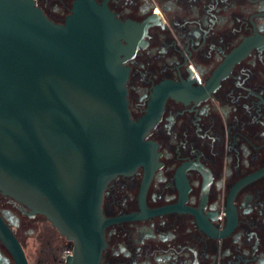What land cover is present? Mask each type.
Wrapping results in <instances>:
<instances>
[{"label":"flooded vegetation","instance_id":"obj_1","mask_svg":"<svg viewBox=\"0 0 264 264\" xmlns=\"http://www.w3.org/2000/svg\"><path fill=\"white\" fill-rule=\"evenodd\" d=\"M91 1L122 25L127 108L151 143L103 189L98 264H264V0ZM34 2L64 24L77 0ZM0 218L28 264L72 250L1 191ZM0 264H17L1 238Z\"/></svg>","mask_w":264,"mask_h":264},{"label":"water","instance_id":"obj_2","mask_svg":"<svg viewBox=\"0 0 264 264\" xmlns=\"http://www.w3.org/2000/svg\"><path fill=\"white\" fill-rule=\"evenodd\" d=\"M64 24L34 0H0V191L73 242L62 264H98L102 192L145 160V118L129 116L121 23L77 0ZM17 264L24 252L0 218Z\"/></svg>","mask_w":264,"mask_h":264},{"label":"built area","instance_id":"obj_3","mask_svg":"<svg viewBox=\"0 0 264 264\" xmlns=\"http://www.w3.org/2000/svg\"><path fill=\"white\" fill-rule=\"evenodd\" d=\"M69 251H70V250H68L66 253H67V254L70 253Z\"/></svg>","mask_w":264,"mask_h":264},{"label":"rangeland","instance_id":"obj_4","mask_svg":"<svg viewBox=\"0 0 264 264\" xmlns=\"http://www.w3.org/2000/svg\"><path fill=\"white\" fill-rule=\"evenodd\" d=\"M65 252V251H64ZM64 252H63V254H64Z\"/></svg>","mask_w":264,"mask_h":264}]
</instances>
